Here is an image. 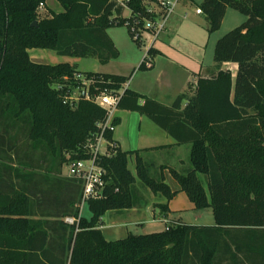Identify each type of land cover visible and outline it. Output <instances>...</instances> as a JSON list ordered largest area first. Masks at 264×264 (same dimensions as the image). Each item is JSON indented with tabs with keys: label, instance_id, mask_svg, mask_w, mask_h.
Here are the masks:
<instances>
[{
	"label": "trees",
	"instance_id": "1",
	"mask_svg": "<svg viewBox=\"0 0 264 264\" xmlns=\"http://www.w3.org/2000/svg\"><path fill=\"white\" fill-rule=\"evenodd\" d=\"M47 1L0 0V264H223L224 259L239 264L241 254L249 264H264V0L200 5L210 34L219 31L229 9L247 18L215 47L218 68L237 65L235 81L220 69L200 79L184 109L182 97L165 107L129 90L123 94L119 110L140 113L178 145H191L190 168L157 166L144 157L147 150L123 152L109 130L106 138L116 148L97 161L105 172L104 187L99 199L86 202L89 219L81 216L80 183L46 175L43 190L31 162L18 161L16 168L1 163L9 139L16 142L23 132L33 151L43 147L52 169L88 160L87 140L106 120V112L91 102L81 101L75 109L64 104L57 87L73 84L80 73L76 66L37 65L29 51L91 56L106 65L119 57L107 31L135 18L150 19L148 7L158 0H128L131 18L114 0H55L62 12L40 18L39 7ZM88 75L100 80V92L117 93L127 80ZM118 125L116 118L114 129ZM13 130L17 135L10 137ZM132 158L135 174L129 168ZM166 170L197 211L212 209L215 226L178 222L169 231L107 242L100 230L107 213L142 207L145 190L168 202L177 195L166 184ZM38 212L46 219L36 220ZM67 218L77 223L68 225Z\"/></svg>",
	"mask_w": 264,
	"mask_h": 264
},
{
	"label": "crops",
	"instance_id": "2",
	"mask_svg": "<svg viewBox=\"0 0 264 264\" xmlns=\"http://www.w3.org/2000/svg\"><path fill=\"white\" fill-rule=\"evenodd\" d=\"M49 1L50 0L47 1V5ZM170 1L176 2L177 0ZM203 1L204 0L177 1L176 8L178 5H181L178 14L174 16V19L172 18L173 21L170 26L167 27V30L149 50L148 61L150 63V67L145 66L144 63L146 58L145 55L147 53L146 51L142 63L140 61L141 59H139L138 61L130 63L126 66L127 73L97 72L91 74L112 75L126 78V82L129 83V91L155 101L165 107H171L178 98L182 97L184 98L182 109L186 107L191 98L195 97L198 81L200 79H209L216 76L220 69V71H230L233 76V81H235L238 70L237 65L226 63L218 68L215 61L213 65H208L205 62V58L203 57L204 54L201 52H206L210 42L207 30L201 26H188L186 27V30H182V26L179 25L178 20L187 22L186 11L189 9L193 13L194 9L192 6L196 2H198L197 8L200 9V5ZM56 4L61 7L58 3ZM197 10H195L194 16L203 17L205 19L204 15L196 13ZM61 12L62 10L57 11L56 13ZM234 12L238 13L236 11ZM124 16H126L125 13ZM229 18L230 23L233 24V26H238V24L241 23L240 18L234 14L228 16V12H226L223 23H225L226 19L228 20ZM109 31L110 30L107 31V34L119 51V59L121 54L120 41L114 35H110ZM181 42H184V44L188 46H179ZM142 55L143 54L141 53L140 58H142ZM116 60L103 66L113 65ZM142 65L144 68L139 69V72L134 77L137 67L139 66L140 68ZM144 102L145 101H141V104L143 105ZM116 118L119 119V125L114 130L113 140L121 151L134 152L147 150L148 152L144 155V157L148 161L155 162L157 166H166L177 169L178 171L190 168L189 161L191 145H178L165 130L158 127L151 119L140 113L119 110ZM132 120L136 126L132 123ZM131 130H138L137 146L140 147L137 149H128V145L130 144V135H132ZM133 159L135 167V158ZM133 173L135 174V170ZM164 175L165 181L167 180L168 175V177L178 185V183L172 178L169 170H166ZM166 184L168 183L166 182ZM178 187L179 190L173 192L180 194L182 191L179 185ZM170 188L172 189V187ZM148 193L149 194L145 193L146 203L142 207L126 211L109 212L104 216L100 230L107 242H114L128 238L132 235L128 230L129 227H140L143 230L144 235L165 231L164 226H161V222L164 224L165 221L170 222L173 220L170 215L172 203L171 201L168 202L161 196H154L150 192ZM179 197L182 201H184V206H187L190 211H195L194 213L196 219L200 220L203 218V213L201 211H196V208L187 204V200L185 204V198H183V196L180 195ZM160 205H167L168 210L163 211L159 207ZM35 219H46V217L44 218L42 215H37ZM176 222L184 223L181 219Z\"/></svg>",
	"mask_w": 264,
	"mask_h": 264
},
{
	"label": "rangeland",
	"instance_id": "3",
	"mask_svg": "<svg viewBox=\"0 0 264 264\" xmlns=\"http://www.w3.org/2000/svg\"><path fill=\"white\" fill-rule=\"evenodd\" d=\"M57 2L55 0H50L48 2V5H44L43 10H39V16L40 18H44L47 16H50V14L52 12H57L62 10L61 7H59L57 4ZM198 2H196L195 4H193L192 8L194 9L193 13L188 9L187 12V22H182L180 20L179 21V25L182 26V30H186V27H196V26H201L204 29L207 30L208 32V37H210V42L209 45L207 47L206 52L202 51L201 53H203V57L205 58V62L208 65H213L214 64V48H215V44L221 39L223 38L225 35H227L229 32L233 31L234 29H236L237 27L241 26L245 21L246 18L243 15H240L238 13H235L232 10H228V16H231L232 14H234L235 16H237L238 18H240L241 23L238 24V26H233V24L230 23V18L227 20L225 23H222L221 28L219 29V31L215 32L214 34H210L208 31V25L205 21V19L203 17H195L194 13L195 10H197V4ZM180 6L178 5V7L175 9L173 16L171 17V20L168 24V26H170L171 22L173 21L172 18L174 19L179 10H180ZM127 12V11H126ZM125 15L128 16V12ZM182 22V23H181ZM37 25V24H36ZM167 26V27H168ZM109 34L110 35H114L120 42V58L118 60H116V62L113 65L110 66H103L102 64H100V62L91 57L88 56L87 58H73V57H64V56H60L57 53L53 52V51H48V50H31L29 51V56H30V60L37 64V65H45V66H55V65H59V64H69L71 66H76L77 70L82 73V74H89V73H97V72H101V73H127L126 70V66L130 63H134L135 61H138L139 59H141V63L142 60L144 59V54L147 51V46H148V41H143L141 43H135L132 39V37L130 36L128 29L126 27H115V28H111L109 29ZM216 41V42H215ZM215 43V44H214ZM179 46L181 47H187L188 45L184 44V42H181L179 44ZM141 53L142 58L141 57ZM135 75L139 72V66L137 67L136 71H135ZM131 74V73H130ZM129 74V75H130ZM133 77V78H134ZM134 120V119H133ZM132 123L136 126V124L133 122ZM17 131L18 130H13L10 133V137L12 136H16L17 135ZM132 135H130V144L128 145V149H137L140 146H137V136H138V130H131ZM33 142L31 140H29L28 135L25 134L24 132L18 136L16 142H12L8 141L7 145L8 147L5 149V152H7V159L6 160H2L1 163H5L6 166H10L13 168H16L17 162L18 161H29L31 162L33 165V172L34 174H36V178L35 180L39 183V186L41 189L46 190L48 185L44 184V179L43 177L46 175H49L54 181L58 180V179H62L64 180L66 177V171H65V167H61V169L59 170L58 167L57 168H53L50 166V157L49 159L47 157H44V153L41 151L43 147L39 146L38 150H32L31 149V144ZM33 146V145H32ZM10 148H12L13 150H11ZM129 168L132 172H134L135 167H134V159H130L129 162ZM27 172H30L29 170H27ZM166 182L170 185V187H172V191H177L179 190L178 185L171 180V178L168 177L167 175V180ZM16 185H18V189H20V185L22 183H20L19 181L15 180ZM53 183V182H52ZM207 189V187H206ZM38 191V190H37ZM147 194H149V191H144ZM183 196V198H185V204H186V200H187V204H190L191 206H193L195 208V205L189 200L188 196L184 193V192H180V194L178 193L172 200V206H171V217H172V221L170 222H176L177 220H180L182 222H184L185 224L188 225H193V226H200V227H212L215 226V218H214V214L212 209H206L201 211L203 214V218L202 219H196L195 217V211H190L189 208L187 206H184V201H182V199L179 196ZM209 195V194H208ZM179 197V198H178ZM184 200V199H183ZM187 207V208H186ZM178 209V210H177ZM197 211V210H196ZM38 215H41V213ZM82 217L89 219L91 217V214L89 212V209L87 207V204L85 203L82 207ZM161 226H164L165 229V225L162 224L161 222ZM129 232L132 235L135 236H139V235H144L143 230L140 227H129L128 228ZM247 240L244 241V243H246ZM243 243V245H244ZM239 264H241V262H246V264H249V262L246 261L244 254L239 255ZM223 264H232L231 261H229L228 259H224Z\"/></svg>",
	"mask_w": 264,
	"mask_h": 264
},
{
	"label": "built area",
	"instance_id": "4",
	"mask_svg": "<svg viewBox=\"0 0 264 264\" xmlns=\"http://www.w3.org/2000/svg\"><path fill=\"white\" fill-rule=\"evenodd\" d=\"M118 6L128 12L125 18H131V11L127 4L128 0H114ZM178 1V0H177ZM177 1L158 0L156 4H151L148 7V13L151 15L150 19L143 22L139 19H133L126 22V28H129L133 40L141 43L144 40L149 41L147 46V53L145 55V66L150 67L149 50L160 38V36L167 30V26L171 16L173 15ZM44 5L41 4L39 10H43ZM197 14L203 15L202 11L198 9ZM69 82V79H65ZM99 79L96 76L78 73L75 74L72 81L73 84L63 88L57 89L63 93L64 104L70 106L72 109L77 108L81 101L91 102L106 112V120L104 123L98 125L99 132L90 136L85 145V149L89 152L90 158L88 160L73 161L65 165L66 177L80 183L83 188L82 207L92 199H99L101 190L104 187L103 176L104 170L97 164L101 157H110L116 148V145L109 142L106 134L109 130H115L113 122L116 119L119 111V103L123 94L128 90L129 83L125 82L121 90L117 93L106 92L96 89ZM82 210V208H81ZM65 222L68 225L77 223L75 219L67 218ZM165 231L179 225L178 222L165 221Z\"/></svg>",
	"mask_w": 264,
	"mask_h": 264
},
{
	"label": "water",
	"instance_id": "5",
	"mask_svg": "<svg viewBox=\"0 0 264 264\" xmlns=\"http://www.w3.org/2000/svg\"><path fill=\"white\" fill-rule=\"evenodd\" d=\"M34 25H36V24H34Z\"/></svg>",
	"mask_w": 264,
	"mask_h": 264
}]
</instances>
